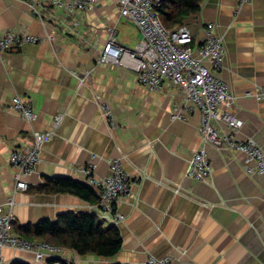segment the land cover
Masks as SVG:
<instances>
[{
    "label": "crops",
    "instance_id": "1",
    "mask_svg": "<svg viewBox=\"0 0 264 264\" xmlns=\"http://www.w3.org/2000/svg\"><path fill=\"white\" fill-rule=\"evenodd\" d=\"M33 1L0 0V32L39 39L0 53V205L13 198L17 226L54 222L67 212L100 221L97 189L86 184L81 171L92 166L93 177L103 179L110 161L118 160L132 182L130 195L117 206L124 216L117 226L119 253L102 259L61 248L62 258L72 264H141L148 257H168L171 264H264V175L247 174L242 154L203 145L198 111L184 122L172 121L170 109L181 103L177 89L165 84L148 91L132 71L96 63L107 27L116 28L125 48L141 40L119 17L115 0H98L92 10L72 13L49 5L35 11ZM207 23L216 24L223 36L219 77L233 97L230 112L242 123L235 136L254 140L264 152V101L254 97L264 87V0H204L184 25L195 47ZM96 94L109 104L114 129L95 103ZM15 96L30 104L34 121L11 109ZM59 113L62 123L43 145L34 171L21 179L28 189L14 193L11 150L29 144L32 131L49 132ZM200 150L212 169L208 183L185 176L188 159ZM56 179L91 188L97 202L41 188ZM15 261L44 264L28 253L1 250L0 264Z\"/></svg>",
    "mask_w": 264,
    "mask_h": 264
},
{
    "label": "built area",
    "instance_id": "2",
    "mask_svg": "<svg viewBox=\"0 0 264 264\" xmlns=\"http://www.w3.org/2000/svg\"><path fill=\"white\" fill-rule=\"evenodd\" d=\"M33 1L31 8L36 11L49 5L64 9L67 13L92 10L98 0H45ZM162 0H115L119 17L131 23L140 33L141 40L132 49L118 44L115 27H107L104 42L96 63L115 65L132 71L137 84L148 91H160L165 84L181 93V103L170 109L172 121L184 122L194 111L199 113V133L203 145L216 150L234 151L244 155V171L249 175H264V152L252 139H237L236 133L242 123L230 112L233 97L227 83L219 77L224 68L225 49L223 36L216 32V24L207 23L201 30L198 46L186 27L173 31L163 28L156 7ZM247 1V0H246ZM48 41L52 37H47ZM39 39L27 33L15 31L0 32V53L24 44H37ZM96 42L91 46H95ZM87 75V74H85ZM247 96H250L248 93ZM257 101H264V87L254 95ZM11 109L28 122L35 120L29 103L20 97L12 99ZM109 129L115 128V121L109 104L101 95H94ZM64 119V113L53 117L49 132L32 131L29 144L14 147L10 152L9 165L16 170L14 193L26 191L28 185L22 177L34 171L40 151ZM92 166L81 171L86 184L97 189V211L102 225L115 226L124 221L117 211L118 204L130 195L132 182L118 160L109 163V176L95 179ZM211 166L205 152L200 150L188 159L185 176L200 182H209ZM13 198L0 205V252L12 249L31 254L34 261L44 264H72L62 258L63 250L46 242L24 239L13 231L15 216ZM142 264H170V259L148 257Z\"/></svg>",
    "mask_w": 264,
    "mask_h": 264
},
{
    "label": "trees",
    "instance_id": "3",
    "mask_svg": "<svg viewBox=\"0 0 264 264\" xmlns=\"http://www.w3.org/2000/svg\"><path fill=\"white\" fill-rule=\"evenodd\" d=\"M203 1L162 0L155 10L163 28L173 31L184 27L189 18L196 16ZM41 188L50 193L70 194L89 203L97 202L91 188L71 180L47 181ZM13 231L29 241L46 242L71 250L78 256L110 259L119 253L122 245L117 227H105L95 216L86 213L67 212L59 215L54 222L42 220L35 225L17 226L14 223ZM12 264L27 263L15 261Z\"/></svg>",
    "mask_w": 264,
    "mask_h": 264
},
{
    "label": "rangeland",
    "instance_id": "4",
    "mask_svg": "<svg viewBox=\"0 0 264 264\" xmlns=\"http://www.w3.org/2000/svg\"><path fill=\"white\" fill-rule=\"evenodd\" d=\"M131 24V23H130ZM186 26V25H185ZM188 27H189V25H188ZM188 29V28H187ZM189 30V29H188ZM119 39H121V35H119ZM100 109V108H99ZM105 119V118H104ZM105 121H106V119H105ZM106 124H107V126H108V123H107V121H106ZM115 127H116V124H115ZM170 259V258H169ZM172 263V260L170 259V264ZM142 264V263H141Z\"/></svg>",
    "mask_w": 264,
    "mask_h": 264
},
{
    "label": "bare ground",
    "instance_id": "5",
    "mask_svg": "<svg viewBox=\"0 0 264 264\" xmlns=\"http://www.w3.org/2000/svg\"><path fill=\"white\" fill-rule=\"evenodd\" d=\"M75 44V43H74Z\"/></svg>",
    "mask_w": 264,
    "mask_h": 264
}]
</instances>
